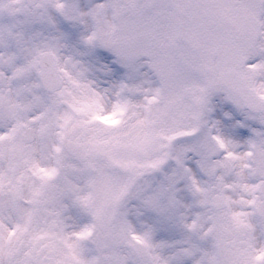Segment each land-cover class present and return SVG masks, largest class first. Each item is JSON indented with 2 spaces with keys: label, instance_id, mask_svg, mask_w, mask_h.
<instances>
[{
  "label": "snow or ice",
  "instance_id": "obj_1",
  "mask_svg": "<svg viewBox=\"0 0 264 264\" xmlns=\"http://www.w3.org/2000/svg\"><path fill=\"white\" fill-rule=\"evenodd\" d=\"M0 264H264V0H0Z\"/></svg>",
  "mask_w": 264,
  "mask_h": 264
}]
</instances>
